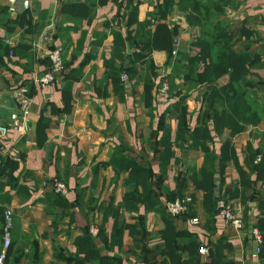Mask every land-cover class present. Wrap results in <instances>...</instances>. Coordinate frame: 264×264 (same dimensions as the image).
<instances>
[{
  "label": "crops",
  "instance_id": "obj_1",
  "mask_svg": "<svg viewBox=\"0 0 264 264\" xmlns=\"http://www.w3.org/2000/svg\"><path fill=\"white\" fill-rule=\"evenodd\" d=\"M80 1L88 2L28 0L22 11L10 0H0V39L10 49L0 65V124L21 113L13 98L21 85L29 90L34 117L26 135L11 131L9 139L0 141L1 159L10 161L7 168L13 170L11 180L0 179V206L13 211V252L24 254L18 264H80L84 255L76 241L93 227L107 239L91 235L99 257L118 264H264V228L260 246L251 235L264 218V165L258 166L255 158L264 154V104L259 121L247 123L232 119L225 106L217 107L222 115L214 113L216 106L204 99L206 88H199L181 104V117L174 107L178 97L159 87L172 73L167 53L158 50L151 54L158 77H150L155 85L146 98L144 67L138 65L133 77L117 73L128 67L134 51L126 42L128 1L91 0L89 13L79 18L63 13L64 5ZM141 1L140 22L154 10ZM242 3L230 19L235 27L245 22L258 34L250 50L264 60V0ZM13 6L19 11L12 12ZM17 18L22 22L14 23ZM173 22L181 32L174 53L188 51V26ZM117 34L125 44L121 59L114 55ZM256 39L240 40L235 51ZM55 46L62 48L64 72L41 89L35 79L48 71L47 55ZM252 72L264 76L262 69ZM228 81L226 75L218 85ZM175 85L176 94L186 92L181 81ZM246 92L250 99L264 95V90ZM226 122L245 129L233 134L220 127ZM116 158H129L148 170L152 192L146 196L139 186L142 199L133 208L125 201L129 171L116 167ZM57 182L67 186L65 195L53 191ZM186 194L194 199L192 216L173 219L169 227L161 206ZM216 197L238 209L242 232L213 216ZM192 218L199 224H189ZM182 232L187 237L177 238ZM201 247L208 255L200 254Z\"/></svg>",
  "mask_w": 264,
  "mask_h": 264
},
{
  "label": "trees",
  "instance_id": "obj_2",
  "mask_svg": "<svg viewBox=\"0 0 264 264\" xmlns=\"http://www.w3.org/2000/svg\"><path fill=\"white\" fill-rule=\"evenodd\" d=\"M106 1L99 0L100 3H105ZM127 1V10L129 11L128 28L130 30L127 33L126 42L129 43V49L134 48V51L130 57L128 67L124 66V69L117 73L124 71L129 77H133L138 73V65L144 67L146 73H148V81L146 78V98H148V93L151 92L155 85L150 77H158L157 67L151 58V54L154 50L165 51L168 56L167 67L171 68L172 73L170 78H168L170 91L172 90L173 96L175 94L178 97L174 107L179 110L181 117H183L182 113H185V108L181 104L188 98V93L194 89L206 88L204 99L212 107L216 106V109L213 110L214 113L222 115L217 107L225 106L229 108L228 112L234 115L232 119L238 118L247 123L259 121L260 115L252 105L254 101L249 100L250 98H248L246 92L249 88L264 90V76L261 77L252 72L259 69L264 70L262 56L250 50L251 44L259 41V39H256L259 36L255 31L248 29L245 26V22L238 28L234 26L233 20L227 14V6H233L229 1V3H225L223 0H156L157 3L153 7L154 10L142 22L138 21V9L142 1L138 0L137 3H134V0ZM93 5L91 0H88L87 3L82 1L68 3L63 6V13L79 18L86 16L89 13V8ZM177 10L185 17L188 28L194 32L191 34L188 51L177 50L175 54L173 40L180 34L179 26L177 24H167L166 20ZM11 22V19H9L6 24ZM21 22L20 18H17L14 23ZM115 38L116 51L114 55L121 59V53L125 50L124 40L120 34H117ZM252 38L256 40L243 44L239 52L235 51L234 46L240 40H250ZM9 53V47L0 39V65H4V56H8ZM226 75L229 76L228 83L219 86L218 81ZM249 76L253 77V79L248 78ZM175 80L181 81L186 87L185 93L179 92L176 94L178 87L175 85ZM162 82H160L159 87ZM223 119H220V121ZM227 123L220 127L228 128L233 134L245 129L244 126L229 125ZM42 127L43 123L40 122L38 129L41 130ZM258 155L261 156V160L256 164L258 166L264 165V154ZM9 162L4 163L2 159L0 160V179L4 177L12 179L13 170L7 168L11 165ZM114 165L129 171V179L126 181L128 189L125 197L128 207L134 206L136 201L142 199V194L137 190L139 186L143 188L146 196L150 195L152 191H150L148 186L149 173L147 169L138 166L129 158H116ZM218 199L224 198L216 197L212 199L213 216H217L216 204ZM160 210L166 218L167 225L170 227L169 222L173 218L166 213L163 206H161ZM192 211H190L189 216H192ZM5 213L6 209L0 206V253L4 243ZM14 228L13 216L11 238ZM253 228H258L261 231L264 228V218L260 217ZM99 235L104 242L107 241L102 230H100ZM176 236L179 239L187 237L183 232L176 233ZM76 243L79 246V252L84 255V258L80 260V264H86L87 262L92 264H118L114 259L99 257L95 251L89 229L83 230V236L79 237ZM13 247L14 242L12 241L6 251L5 264H18L23 258V250L15 253L13 252Z\"/></svg>",
  "mask_w": 264,
  "mask_h": 264
},
{
  "label": "built area",
  "instance_id": "obj_3",
  "mask_svg": "<svg viewBox=\"0 0 264 264\" xmlns=\"http://www.w3.org/2000/svg\"><path fill=\"white\" fill-rule=\"evenodd\" d=\"M12 12L16 13L19 11L17 6L11 8ZM8 44L12 45V41H8ZM48 60L50 67L46 73L42 76H39L35 79V82L40 86L41 89L46 86L54 83L60 75L64 72V60L62 57V48L55 46L52 47L48 52ZM124 80H127V77H123ZM162 92L168 93L169 87L166 83L162 84ZM13 98L15 102L19 105L21 113L12 114L9 121L6 124H0V141L9 139V134L11 131H14L18 136H24L28 133V114L30 113V108L32 105L31 98L29 96V90L26 86H18L13 91ZM1 160V152H0ZM261 160V156L258 155L256 158V163ZM53 191L56 194L65 195L68 191L67 186L62 182H57L52 186ZM193 196L190 194L183 195L173 200H167L163 203V207L166 213L173 219H182L188 215L192 209ZM217 217L226 225L232 227L237 233H240L244 229V221L240 215V212L236 207L226 199H218L216 204ZM5 232H4V243L3 249L0 253V264H5L6 261V251L10 247L12 238H11V229L13 227V211L12 209H7L5 213ZM191 225H198L199 219L192 218L189 221ZM90 234L93 237L99 235V229L93 227L90 229ZM251 235L254 240L260 246L263 241V236L261 231L258 228H252ZM209 250L206 247L200 248L201 255H208Z\"/></svg>",
  "mask_w": 264,
  "mask_h": 264
},
{
  "label": "rangeland",
  "instance_id": "obj_4",
  "mask_svg": "<svg viewBox=\"0 0 264 264\" xmlns=\"http://www.w3.org/2000/svg\"><path fill=\"white\" fill-rule=\"evenodd\" d=\"M148 1V3L152 6V7H155L156 6V3H157V1L156 0H147ZM233 5V6H227V14H228V16H229V18H234L235 17V15H233L232 13L234 12V11H236V9H237V7H239L241 4H243L242 3V1H245V0H223V2H225V3H229V2ZM178 16H180V15H178V10L177 11H175V13H173L171 16H169V23L171 24V25H173V24H177V23H174L173 21H180V22H184L185 21V24L187 25V23H186V20H185V17L181 14V17H183V19L182 20H180V19H178ZM168 20H166V21H168ZM188 26V25H187ZM196 31V30H195ZM188 32L190 33V34H193V32H192V30H190L189 28H188ZM192 32V33H191ZM180 36H181V32H180ZM163 83H166L167 85H168V87H169V89H170V84H169V82L168 81H165L164 80V82ZM162 87V86H161ZM169 92V91H168ZM253 98L252 99H250V101H254V104L252 103V105H253V107H254V109L255 110H257V111H259L260 110V107H261V105L263 106V104H264V95H262V94H260V93H257L256 95H254V96H252Z\"/></svg>",
  "mask_w": 264,
  "mask_h": 264
},
{
  "label": "water",
  "instance_id": "obj_5",
  "mask_svg": "<svg viewBox=\"0 0 264 264\" xmlns=\"http://www.w3.org/2000/svg\"><path fill=\"white\" fill-rule=\"evenodd\" d=\"M10 1H11L12 3H14L15 5H17V6H21L22 11H25V10L28 8V0H10ZM46 35H47V32L44 34V36H46ZM177 43H178V40H177V38H175V39L173 40V44H174V46H176ZM28 118H29L30 120H32L34 117H33V115L29 114V115H28Z\"/></svg>",
  "mask_w": 264,
  "mask_h": 264
}]
</instances>
